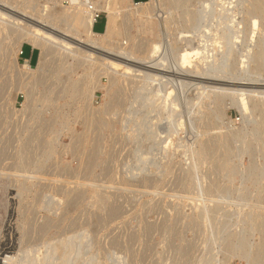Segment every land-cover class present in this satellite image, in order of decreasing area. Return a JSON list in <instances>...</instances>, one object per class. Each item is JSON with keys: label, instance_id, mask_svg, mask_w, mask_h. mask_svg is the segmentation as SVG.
<instances>
[{"label": "rangeland", "instance_id": "1", "mask_svg": "<svg viewBox=\"0 0 264 264\" xmlns=\"http://www.w3.org/2000/svg\"><path fill=\"white\" fill-rule=\"evenodd\" d=\"M96 1L100 4L103 0ZM143 1L146 0H128L126 5L134 7V3ZM202 1L169 4L174 22L176 19L171 28L183 24L188 28L193 24V28L200 27L195 15L198 17ZM166 2L162 0L161 4L166 6ZM29 3L31 8L56 20H63L70 11L76 14L77 6L84 8L80 0H72L69 13L62 17L51 0ZM259 4L260 16L264 18V0H240L238 9H242L243 17H249ZM161 8L164 11L165 7ZM160 10L156 9L159 14ZM103 13L94 30L91 28L97 35L106 31L108 17ZM186 15L193 19V24L187 23ZM88 17L83 16L74 26L78 33H84ZM130 20L131 25L123 35L130 39L114 35V44L126 41L124 46L128 47L132 41L152 40L136 16L131 14ZM9 33L8 30L7 39L0 34V237L6 243L5 249L10 246L8 250L12 249L16 257L10 251L5 253L18 259L29 256L28 250L34 253L41 250V259L48 244H57L61 251L53 252L55 264L67 252L75 254L71 253L73 258L70 256L64 264H264V140L261 139L264 132L255 129L253 120L243 118L228 96L221 97L220 102L213 97L201 99L199 108H194L191 115L195 120L193 126L187 123L182 134L171 137V145L165 149V143H159L150 131L149 126L155 120L150 119L151 123L143 120L144 113H135L132 110L135 106L128 105L139 92L145 94L147 81H139L143 83L141 87L138 81L134 82L137 86L125 83L122 88L125 94L121 90L123 95L117 92L115 96L95 86L89 102L104 120L99 122L100 126L91 127L90 146L84 149L86 154L79 150L81 158L78 149L83 144L77 141L78 135L88 128L86 116L92 119L96 115L87 110L84 92L89 87L84 77L95 68L74 64L71 59L64 62L48 56L44 59L40 49L32 48L26 39L18 42L23 56L17 57V68H13L10 65L13 55L7 46L14 34ZM165 38H161V48L171 57ZM28 68L33 73L21 76ZM80 76L82 88L78 84L77 90L81 91L72 94L70 83L81 79ZM99 79L101 86H105L107 79L104 76ZM28 92L30 98L26 97ZM110 101L120 107L110 110L113 107ZM127 109L136 115L132 117ZM184 115L187 119V114ZM162 122L157 125L162 127L160 130H164ZM205 140L208 142L204 156H190V150ZM202 157L207 159L203 161ZM195 159H199V165L192 170L189 163ZM204 210L207 218L202 216ZM7 228L16 235L7 233ZM62 240L69 246H62Z\"/></svg>", "mask_w": 264, "mask_h": 264}, {"label": "bare ground", "instance_id": "2", "mask_svg": "<svg viewBox=\"0 0 264 264\" xmlns=\"http://www.w3.org/2000/svg\"><path fill=\"white\" fill-rule=\"evenodd\" d=\"M51 1H53L55 6H57L59 14H61L62 17L66 13L67 14L69 13L70 3L72 0H51ZM65 1L67 2V5L64 6L62 2ZM180 1L182 0H167L165 6L161 4L162 0H155V1L146 0L143 2H139L138 4H134V7H128L126 5L128 0H103L100 4H98V2L96 1L95 3L97 5V8L101 12H105L108 17L106 31H104V34L97 35V33L92 31L91 29L93 28L94 25L90 17H88L89 23L87 24L86 29H84L83 34L78 33L74 29V26L80 23V19L83 16L87 15L85 9L82 7L77 6L78 9L75 10L76 14L70 11L71 12L70 15L65 17L63 20H56L54 18L47 17L45 12L43 11H36L33 7L32 9L29 2H33V0L30 1L0 0V34L4 35V39H7L6 37H8L7 35L8 30L10 31L9 35L14 34V36L11 38L12 40L11 44L7 46L8 47L7 50L11 52L13 55V58L10 60L11 62L10 65L13 68H17V63H18L17 57L20 51V45L18 44V42L22 41L23 39H26L27 43H29L32 48H39L42 56H44V59L47 56L49 57V59H52L54 61L57 59V61L64 62V60L66 59H71L74 61V64L78 62L81 65L85 64L89 68L91 67L95 68L94 70L92 68L90 74H85L86 76L84 77V80L86 78L85 82L87 84V87L89 88L86 89V85H85L86 92H84V97L87 102V110L91 109L93 111V115H95L96 113L97 116L95 115V118L93 117L92 119H90V117L86 116L88 113V111L86 110L87 113L84 116H86V119L89 118V120L87 121L85 120V122L87 123L86 128L87 127L88 128L87 130H85L86 132L83 130L84 133L83 134L81 133L82 135L79 133L80 136L78 135L77 138L78 140L76 139L77 141L80 142V144H83L82 149L79 146L78 149L79 154L81 153L79 150H83L82 151L83 154H86V152H84V149L87 148L86 146L91 141L89 135V132H92L90 131L91 127L93 125L94 126L97 124L99 125V122L104 120V119L102 120V115H101L102 113H98L97 112L98 109L96 110L94 106H92L91 102H89L90 100H92V97L94 96L95 86L102 87V89L107 91V94H109V96H115L117 92L122 93L121 90L125 83H126L125 86H127V84L129 83L133 85V83L137 81H138L137 83L140 84L139 81L142 82L143 80H145V82L147 81V84H145L147 85L146 86L147 90L145 89L146 90L145 94L139 92V94H136L137 96L135 95V100L137 101L134 100L133 98L134 96H133L132 97L133 102H131L128 105L132 107L135 106V108L134 107L133 109L131 108L132 110H134L135 113L136 112L144 113V115H142L144 118L141 117L143 118V120L147 119L149 123H151L150 119L152 121L155 120V122L151 123V125L149 126L150 131L152 130L154 138L158 139L159 143L161 142L165 143V147H163L165 149H167L171 145L170 138L174 137V135L179 136L180 134H182L183 130H185L187 126V123L190 126H193L195 120L193 121L191 115L194 113V108L200 106L201 99L203 98L213 97L215 99H218L219 101L221 97L223 98L228 96L229 99H231L232 103L240 110L243 118L245 117L253 120L255 123L254 125L255 129L262 133L264 132V18L260 16L259 7H261L260 6L261 4H259L258 6L256 5L257 8L253 10L254 15H251L249 17L247 16L243 17L241 15L243 14L242 13L243 11H241L242 9L240 8L238 9L240 0H203L200 6V10L198 12V17H196V15L194 14L195 18L197 19L196 21L199 22L198 26L200 27L193 28L194 27V24L192 23L193 19L192 20L188 19V16L186 15L185 17H187L188 22L185 21V19L183 18L182 20L190 24L192 23L193 27L188 28L187 26H185L186 24H183L185 27H182L183 25L181 24L182 25L181 27H179L180 25L178 26L179 28L177 26L176 27L174 26L175 29H173L174 27L171 28L170 25L172 23H175L176 19L174 22V19L172 18L173 16H171L172 9L169 10L170 8L168 6H170L169 4H173V3L177 5L178 3H180ZM155 2L156 3L158 2L159 4L157 5ZM162 6L165 7L164 11L160 10L162 9L161 8ZM157 8L160 11H162L161 14L158 13L159 11H156ZM131 14L136 16L138 18V22L144 25L143 26L144 32H147L150 36H152V40L147 41V43L142 42L143 40L140 42L132 41L131 44H128L129 45L128 47L124 46L126 41L124 43L114 44L112 42L114 35L117 37L119 36L122 37L124 34H126L125 32L127 31L129 25H131V20H130ZM247 15H249V13H247ZM163 32L165 33V35L163 34ZM163 35L167 38L165 39L168 43V48L170 47L169 51L172 52L173 55V56L170 55L171 57L167 56V53L165 54L161 48L162 45L160 42H162L161 38L164 37ZM226 35L229 36L228 37L229 39L227 41L225 40ZM123 37L126 38L127 35L126 37L125 36ZM128 39H130L129 36L127 37V40ZM164 51L166 52V50ZM59 68H57V70ZM28 69L29 70L25 72L23 71L21 76H23L24 74L31 75L33 73L31 68ZM136 69H140V70H136ZM37 70L39 71V68ZM102 76H104L107 79V80L105 79L106 80L105 81L106 83L104 84L105 86H101L100 84L99 78ZM82 77L81 79L78 78V80L76 81L73 80V82L70 83L72 94L78 92L79 90L81 91L82 85L79 84V81L83 79ZM80 83H83V81H81ZM78 84L79 86H81L79 90H77ZM141 84L143 85V83ZM138 87H135L136 90H138L137 89ZM122 91L124 93V90ZM143 91L144 90H142V92ZM193 93L194 96L192 95ZM140 94H141V99H140ZM189 94H191V97H189ZM78 95L80 96V94H77V96ZM26 97L30 98V92L27 93ZM116 97L120 99L119 96ZM113 99L115 101V98ZM138 99H140V101H138ZM111 101L113 102V100ZM121 102L123 103V100ZM123 104L124 106H126L125 103ZM111 106L113 107H111L110 110L114 108L116 110V108L120 107V105L117 104L115 105L114 103ZM128 109L127 111L129 112ZM106 110L107 107L105 108L104 113H106ZM132 110H130L131 112L129 113H131L133 117L136 114L133 115ZM80 113L82 114V112ZM104 113L103 115H105ZM184 114H187L186 115L187 119L185 118ZM79 115L80 114H78V116ZM151 115L154 116V118L150 117ZM132 117L130 121L133 119ZM136 118L138 119V117ZM128 120L129 119L127 118L126 123H128ZM159 122H162V124H164L163 127L164 130H160L162 127L159 128L157 126L159 125L158 124ZM138 123L140 124V121ZM104 125L101 124V127ZM141 126L145 127L144 125ZM93 129L94 128H92V130ZM94 130H96V128ZM138 132L140 134L141 131L138 130ZM148 134H150V132ZM261 139L264 140L262 137ZM178 142L179 141H177L176 143ZM199 142H197L199 143L197 148L195 149L192 148V150H190L191 151L190 156H196L195 158L204 156L203 154L206 152L205 144L208 141L205 140ZM95 147L97 146L95 145ZM90 149L92 148H89V150ZM140 150L141 149H139V152ZM86 151L88 153V150ZM91 152L92 151H90L89 153ZM92 153H94V151ZM81 156H83L82 153L81 155H79V157ZM205 156L208 157L206 154ZM206 159L207 158L204 159L202 157L203 161ZM197 160L199 159H195L194 161L189 163L192 170H195L197 168V165H199ZM200 162L202 161L200 160L199 163ZM49 195L52 196V194ZM52 202H55V200L53 201L52 199ZM14 207L16 208L17 205L15 204ZM202 216L203 218H207V210H204ZM6 231L7 233L9 231V233L12 235L15 234V231H13V229L7 228ZM7 233L5 234L7 235ZM2 241L3 239L0 237V264H23L24 262H28L29 264H41V262H46V261H48L47 263L49 264H55L53 259V254H54L53 252L57 253V251H59L58 250L59 247L57 246V244L56 245L48 244L46 248L47 249L46 255L43 256L41 259L40 257L43 254L42 252H40L41 250L40 251L37 250L34 253L32 250H28V249H27L28 251L26 250L27 251L26 255L29 256H25V258L17 257L18 259H14L16 256L11 252L12 249L8 250L10 246L7 248L6 245V249H7L6 250L5 249L6 243L4 242L5 244H3ZM65 242L66 241L62 240L60 244L62 246L68 245ZM64 249L66 250L65 247ZM5 252H9L10 255L13 254L14 258L11 257L12 255L10 256L9 253H5ZM71 253L75 254V252H71ZM71 253L67 252L63 254L62 260L60 261L59 264L66 263L69 260ZM61 254L62 253H60V255ZM48 256L49 259L47 258ZM71 258H73V255L71 256ZM251 263L254 264L255 262L254 263L251 262Z\"/></svg>", "mask_w": 264, "mask_h": 264}, {"label": "built area", "instance_id": "3", "mask_svg": "<svg viewBox=\"0 0 264 264\" xmlns=\"http://www.w3.org/2000/svg\"><path fill=\"white\" fill-rule=\"evenodd\" d=\"M81 3L83 4V7L85 9V12L89 15L90 19L92 20L93 25L95 26V24L97 23V21L101 18V16H103V12H101L98 8L96 3L94 2V0H80ZM63 5H67V2H62ZM134 4H138V3H134ZM23 53L22 50L20 49L19 53H18V58L22 57ZM24 63L28 64V61L24 60ZM29 65V64H28Z\"/></svg>", "mask_w": 264, "mask_h": 264}, {"label": "crops", "instance_id": "4", "mask_svg": "<svg viewBox=\"0 0 264 264\" xmlns=\"http://www.w3.org/2000/svg\"><path fill=\"white\" fill-rule=\"evenodd\" d=\"M139 1H142V0H139ZM93 30H94V26H93Z\"/></svg>", "mask_w": 264, "mask_h": 264}]
</instances>
